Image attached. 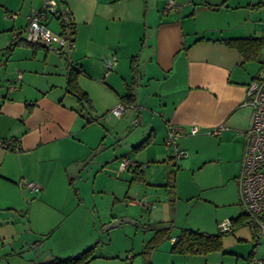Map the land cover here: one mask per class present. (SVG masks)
Instances as JSON below:
<instances>
[{
    "label": "crops",
    "instance_id": "obj_1",
    "mask_svg": "<svg viewBox=\"0 0 264 264\" xmlns=\"http://www.w3.org/2000/svg\"><path fill=\"white\" fill-rule=\"evenodd\" d=\"M165 1L61 0L74 22L69 63L81 70L80 88L104 115L103 120L87 122L77 97L66 89L64 57L40 43L14 39L42 0H0V138L14 139L19 148L0 147V251H5L1 258L19 253L14 250L17 242L42 243L43 235L44 240L58 235L56 242L48 244L55 254L52 258L76 254L97 243L86 264H255L254 259L264 258V246L255 247L244 223L223 236L221 250L205 254L170 251L172 237L182 228L217 232V217L194 215L191 221L179 217L182 202L173 200L184 194L179 181L168 185L175 171L165 162L167 149L159 155L158 148L167 145L168 128L174 126L181 155L175 158L172 150L168 158L173 165L192 173L200 188L212 186L205 185L212 165H224L223 177L235 182L240 206L236 176L250 116L245 90L254 77L264 75V47L262 62L244 61L237 49L219 40L264 37V0H177L179 8L169 11L164 9ZM45 22L58 31L54 19ZM110 54L116 55L117 62L103 77L101 59ZM132 66L137 68L133 106L119 118L110 116L107 111L122 100L133 82ZM17 72L21 78L15 81ZM11 82L16 89H8ZM135 117L138 123L132 125ZM193 126L198 128L195 133L190 132ZM108 135L115 140L123 135L125 150L147 136L151 140L131 150L134 157L121 154L118 165L96 171L107 173L106 188L99 174L91 178V171L81 173L93 146ZM122 158H131L134 164L120 169ZM137 166L139 177L133 172ZM125 177L131 182L120 191ZM80 179L90 180L94 192L109 199L124 193V198L129 196L127 203L149 209L143 224L172 222L171 233L147 259L142 250L154 231L138 234L140 230L130 226L118 237L107 231L110 228L99 229L94 210L86 205L90 199L81 193L85 183ZM21 180L36 182L40 188L20 187ZM208 202L216 204L212 199ZM241 213L240 206L237 216ZM122 214L113 213L101 224ZM104 236L115 241L98 245ZM259 248L261 255L256 254Z\"/></svg>",
    "mask_w": 264,
    "mask_h": 264
},
{
    "label": "built area",
    "instance_id": "obj_2",
    "mask_svg": "<svg viewBox=\"0 0 264 264\" xmlns=\"http://www.w3.org/2000/svg\"><path fill=\"white\" fill-rule=\"evenodd\" d=\"M177 8H179L177 0H166L164 3L166 11ZM9 15L15 16V13H9ZM47 18H52L57 22L58 31L53 30L45 22ZM73 37V18L69 10L62 5L61 0H42L40 9L29 12L27 26L21 32L15 34L14 39L40 43L69 61L74 48ZM101 62L104 77L115 66L117 62L116 55L105 56L101 59ZM103 77L99 80H103ZM20 78L21 73L17 72L15 81ZM16 88L15 82L9 83V90ZM245 103L250 108L249 125L246 130V139L236 182L241 210L246 215V221L243 223L251 231L255 247H257L264 239V75H261L259 79L251 80L247 84ZM130 105L133 106V104L120 100L107 111V114L119 118ZM137 123L138 118H133L131 124L136 125ZM219 129L217 128L214 132L216 133ZM197 131L196 126H193L190 130L191 133ZM176 135L177 129L174 126H169L165 144L172 147L173 156L178 158L181 155V150L175 145ZM0 147L11 150L19 149L18 144L12 138H0ZM132 164L134 162L130 159L122 158L119 168L125 169ZM19 186L27 187L30 190L40 188L36 182L26 180H21ZM141 203L147 205L144 201H141ZM217 227L221 232H228L234 230L235 225L231 218H223L217 222ZM176 240V236L172 237V242ZM254 262L255 264H264V258L254 259Z\"/></svg>",
    "mask_w": 264,
    "mask_h": 264
},
{
    "label": "rangeland",
    "instance_id": "obj_3",
    "mask_svg": "<svg viewBox=\"0 0 264 264\" xmlns=\"http://www.w3.org/2000/svg\"><path fill=\"white\" fill-rule=\"evenodd\" d=\"M65 59V58H64ZM81 107V106H80ZM82 109V115L85 119L87 117H96L99 120H103V111L97 110L98 108H90L84 104ZM132 121V120H131ZM104 122V121H102ZM131 128L127 130V133L129 132ZM120 138L116 137L113 139L111 135H108V137L102 138V143L97 144L101 145L100 148H97V145H94L91 150V157L88 160L89 162L86 163V169L83 170L82 176H84V173L87 174V171H91V178L93 174H99V182L102 178V185L106 188L109 187L108 183V175L105 172H96L97 170H100L105 167V170L107 171L110 167V164L114 163V166L116 164L118 165V158L121 154H126L131 157H134L133 155L135 152H132L133 147H131V150H125L123 149L125 147V141L123 140V135L119 136ZM95 140V138H94ZM98 143L101 142L99 138H97ZM129 145V144H128ZM163 146V147H162ZM160 154L163 155L164 149H167L168 157L172 156V148L167 145L161 144V146H158ZM112 155H115L114 157ZM167 155L165 156V162L169 164L171 170L174 172V180L179 181L180 183V190L182 191L183 196L175 195L174 200L177 202L178 200L182 202L180 204V207L178 208L179 217L184 219L185 217H188V219L191 221L194 215H202V216H209L211 218L217 217V222L220 221L224 217H235L240 213V206L238 204V198H237V188L236 184L233 181L230 182V180H227V178H224L223 170L224 165L216 164L212 165L210 168L209 175L206 177V181L208 180V183H205V185H209V183L212 184V186L207 188H200L198 185L194 183L192 180V173L189 171H182L183 169L177 168L175 165H173V161L169 160ZM131 159V158H130ZM134 160V159H132ZM162 164V163H159ZM125 174H130V171H125ZM119 176V174H118ZM120 177V176H119ZM127 178V179H126ZM126 181H123V183H120L119 190L124 191L127 189V185L130 184L128 182H131L130 178L125 177ZM77 180V179H76ZM75 180V181H76ZM82 182L85 183L84 187L82 188V195L89 197L90 201H86V205H88L89 209L93 211L96 214V221H97V227L103 228L104 226L109 223L106 222L105 224H101L103 219H110L111 215L113 213H123L121 216H118L116 218L120 217H127L130 218L136 222V225L133 224L131 221L121 222L119 225L114 226L107 231L113 232V235H118V237H122L123 233L126 229L131 228L130 226H134V228H138L140 232L138 234H141L144 232L145 229L142 228L143 225V219L147 214H149V209L145 208L144 206L140 205L135 206L132 204L127 203L128 197L124 198L123 194H118L116 199L112 197L109 199L107 197L108 195L104 193H98L94 192L92 182L88 179H80ZM129 180V181H128ZM81 182V181H80ZM175 183V182H174ZM204 185V184H203ZM94 186L96 184L94 183ZM119 191V192H120ZM118 192V193H119ZM131 196V195H130ZM125 199V201H124ZM173 199V198H172ZM208 199H212L216 204L209 203ZM110 200V202H109ZM113 200V202H111ZM124 213H130L134 216V218L130 217L129 215H125ZM114 218V219H116ZM113 219V220H114ZM136 219V220H135ZM140 224L141 228H140ZM97 228V229H98ZM218 228V227H217ZM136 230V229H135ZM58 235H52V237L49 239H45L46 235H43L40 237V241L42 243H38L35 245L32 241V239L23 244L22 242L15 243L17 248H14V250L18 251L17 254H7L4 256V258H1V255H4L3 253L5 251H0V264H55L51 262L52 256L54 252L52 251V247L50 249L49 243L56 242ZM114 237V236H113ZM110 236H105L101 239L100 243L98 245H102L109 243V241L114 242V238L111 240ZM44 240V241H43ZM49 240V241H48ZM34 241V240H33ZM261 245L264 246V239L261 240ZM49 247V248H48ZM262 249L259 248L257 251V255L262 254ZM7 256V257H6Z\"/></svg>",
    "mask_w": 264,
    "mask_h": 264
},
{
    "label": "trees",
    "instance_id": "obj_4",
    "mask_svg": "<svg viewBox=\"0 0 264 264\" xmlns=\"http://www.w3.org/2000/svg\"><path fill=\"white\" fill-rule=\"evenodd\" d=\"M205 39L203 37L197 38V40ZM219 41L223 42L229 47H233L239 51L242 55L244 61L257 60L262 62L260 58V53L262 47H264V37L262 36H242V37H230L220 39ZM66 60V59H65ZM136 58H133V61ZM70 61L66 60L67 64V84L66 89L69 93L77 97L81 107L84 104L92 108L90 98L87 93L80 88L78 83V78L81 73L80 69L72 66ZM133 76L132 84L128 85L127 92L121 97L126 103L133 104L135 99V89L137 82V68L132 66ZM261 75H257L253 79H259ZM252 79V80H253ZM98 120L96 117H87V122ZM151 140L150 136H147L141 142L133 146V150H138L143 148ZM135 177H139L141 174L138 170V166L133 169ZM174 173H171L170 180L168 185L173 186ZM235 226L240 225L246 221V215L241 213L236 218H231ZM142 228L145 230H153L154 234L152 237L145 243V246L142 250V254L148 259L150 253L155 249L166 237L171 233L173 229L172 222H159V223H150L143 224ZM233 230L228 232L217 231L214 233H204L199 232L190 228H182L179 234L176 236L177 240L172 243L170 251L173 253L181 254H205L207 252L218 251L222 249V238L223 236L232 233ZM97 243H94L84 250L63 257H53L51 262L55 264H86L94 255V249Z\"/></svg>",
    "mask_w": 264,
    "mask_h": 264
},
{
    "label": "water",
    "instance_id": "obj_5",
    "mask_svg": "<svg viewBox=\"0 0 264 264\" xmlns=\"http://www.w3.org/2000/svg\"><path fill=\"white\" fill-rule=\"evenodd\" d=\"M126 221H131V222H134V220L130 219V218H125V217H120V218H116L114 220H112L111 222L107 223L105 226H104V229L106 228H111V227H114V226H117L119 225L121 222H126Z\"/></svg>",
    "mask_w": 264,
    "mask_h": 264
}]
</instances>
